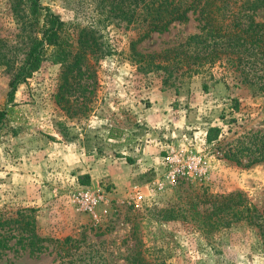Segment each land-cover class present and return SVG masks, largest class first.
I'll use <instances>...</instances> for the list:
<instances>
[{
    "label": "rangeland",
    "instance_id": "1",
    "mask_svg": "<svg viewBox=\"0 0 264 264\" xmlns=\"http://www.w3.org/2000/svg\"><path fill=\"white\" fill-rule=\"evenodd\" d=\"M131 1L40 0L63 21L60 48L69 61L87 39L83 75L80 87L63 90L65 68L51 47L18 87L0 128V215L34 208L38 236L71 240L45 241L32 251L17 243L21 231L12 229L0 264H264L253 228L238 223L210 230L202 222L210 204L200 201L240 191L264 205V161L241 166L223 156L234 138L264 128V91L241 84L237 72L218 61L181 84L174 77L163 84L161 70L148 71L130 53L142 10L139 3L129 22L124 15ZM11 2L0 0V37L22 57L29 41ZM196 16L152 33L136 50L160 53L177 46L197 31ZM254 19L264 22V8ZM10 74L0 66V107ZM59 94L78 100L66 111ZM209 127L221 128L216 142L207 141ZM170 146L205 160L206 174L179 177L150 194L153 180L165 182L163 157ZM137 190L146 200H135ZM78 193L96 197L94 212L74 204ZM173 209L171 219L162 217ZM71 243L77 249L64 251Z\"/></svg>",
    "mask_w": 264,
    "mask_h": 264
},
{
    "label": "trees",
    "instance_id": "2",
    "mask_svg": "<svg viewBox=\"0 0 264 264\" xmlns=\"http://www.w3.org/2000/svg\"><path fill=\"white\" fill-rule=\"evenodd\" d=\"M11 1V11L20 20L21 36L28 39L29 44L20 57L16 48L0 37V66L11 71L5 100L0 107V128L13 111L18 87L39 69L51 47L54 48L52 53H56V58L65 68L64 80L67 82H62V89L70 92L73 85L80 87L83 75L81 66L85 62V48L88 45L84 38L80 42V49L69 61L68 53L60 48L63 21L59 15L40 0ZM237 1L132 0L133 8L124 17L133 22L137 18L135 13L139 3H142V10L141 28L137 38L130 41V53L138 56V61L146 63L148 71H153L154 68L161 70L163 84H167L172 77L181 84L184 76L191 77L202 73L218 61L233 68L241 84L263 92L264 22L256 21L254 15L257 10L264 8V0H240L237 10L231 9V5ZM191 14L197 15V31L189 34L184 42L160 53L140 54L136 50V45L152 33L167 32L171 25L187 22ZM226 18L229 23H225ZM68 77H72L70 81ZM76 100V97L70 99L64 94L58 95V102L63 101L62 106L66 111ZM221 134V128L209 127L207 141L216 142ZM223 156L241 166L264 161V128L248 131L234 138L223 151ZM200 201L210 204L211 209L208 212L204 210L202 215V222L210 230L219 226L232 227L238 223L249 226L256 231L259 247L264 255V205L258 207L252 204L240 191L205 195ZM34 211V208H21L14 215H0V248L8 247L6 232L15 228L21 231L17 243H21L23 247L27 245L32 251H40L45 241L66 245L71 240L68 236L62 242L38 236L35 231ZM171 211L166 210L162 217L171 219L177 210ZM73 249H77L73 243L63 247L64 251ZM69 263L73 262L70 260ZM144 263L151 264L148 261Z\"/></svg>",
    "mask_w": 264,
    "mask_h": 264
},
{
    "label": "built area",
    "instance_id": "3",
    "mask_svg": "<svg viewBox=\"0 0 264 264\" xmlns=\"http://www.w3.org/2000/svg\"><path fill=\"white\" fill-rule=\"evenodd\" d=\"M165 182H160L159 178L153 180L148 188L150 194L155 190L161 189L164 184H174L179 177L194 178L202 177L206 174L207 164L205 160L196 155H186L185 151L178 150L174 146H170L165 150L163 157ZM137 202L146 200L142 190H137L134 194ZM72 201L81 210L94 212L97 199L88 193L75 194Z\"/></svg>",
    "mask_w": 264,
    "mask_h": 264
}]
</instances>
